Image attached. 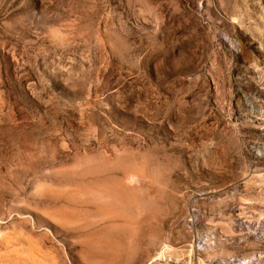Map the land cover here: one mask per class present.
I'll list each match as a JSON object with an SVG mask.
<instances>
[{
    "label": "rangeland",
    "instance_id": "374dc122",
    "mask_svg": "<svg viewBox=\"0 0 264 264\" xmlns=\"http://www.w3.org/2000/svg\"><path fill=\"white\" fill-rule=\"evenodd\" d=\"M0 264H264V0H0Z\"/></svg>",
    "mask_w": 264,
    "mask_h": 264
}]
</instances>
